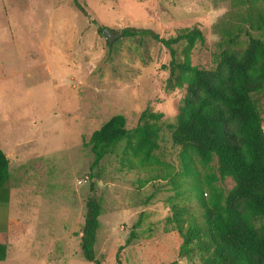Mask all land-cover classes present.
Segmentation results:
<instances>
[{
	"label": "rangeland",
	"instance_id": "374dc122",
	"mask_svg": "<svg viewBox=\"0 0 264 264\" xmlns=\"http://www.w3.org/2000/svg\"><path fill=\"white\" fill-rule=\"evenodd\" d=\"M0 0V145L9 155L11 226L0 264H91L80 254L84 203L100 200L95 253L114 264L132 226L136 237L123 248V264H200L181 256L180 239L166 219L171 205L201 214L189 191L195 177L182 174L179 148L171 142L185 89H164L167 50L148 37H123L126 28L151 30L167 39L184 28L204 38L191 65L211 69L227 36L241 30L264 41V0ZM261 17L260 31L256 26ZM96 22L94 24L93 22ZM121 34L108 45L97 27ZM264 132V91L255 96ZM148 109L162 115L158 165L140 166L124 143L90 168L91 133L115 115L133 128ZM225 192L229 179L216 183ZM92 187V189L90 188ZM205 196V193H204Z\"/></svg>",
	"mask_w": 264,
	"mask_h": 264
},
{
	"label": "trees",
	"instance_id": "16d2710c",
	"mask_svg": "<svg viewBox=\"0 0 264 264\" xmlns=\"http://www.w3.org/2000/svg\"><path fill=\"white\" fill-rule=\"evenodd\" d=\"M72 1L86 15L78 0ZM262 23L258 15L256 26L250 24V28L260 31ZM103 29L99 26L97 32ZM121 34L151 38L167 50L169 61L162 66L168 72L164 89L186 91L174 124L168 125L171 142L179 148L183 175L195 177L197 167L208 171L203 182L195 178L189 186L200 208L199 220L188 218L186 208L176 204L171 205L166 219L181 241V256H196L200 264H264V132L255 100L264 91V41L245 31L247 39L241 48L238 28L224 41L215 67L205 70L190 62L195 45L204 41L196 27L177 30L167 39L144 29L126 28ZM161 118L160 113L145 109L131 129L126 128L124 116L109 118L86 143L93 156L90 168L98 166L120 143H124L123 154L141 167L158 165L154 154L159 147ZM9 179V159L0 150V189ZM227 179L233 185L225 192L216 183ZM101 211L100 200L88 196L79 248L83 260L91 264H102L94 248ZM139 226L140 220L117 247L114 264H123L120 253L136 237ZM6 255V245L0 244V262Z\"/></svg>",
	"mask_w": 264,
	"mask_h": 264
},
{
	"label": "crops",
	"instance_id": "0c3cea01",
	"mask_svg": "<svg viewBox=\"0 0 264 264\" xmlns=\"http://www.w3.org/2000/svg\"><path fill=\"white\" fill-rule=\"evenodd\" d=\"M12 149V148H11ZM3 149L0 145V150L6 155L9 159L10 150ZM10 164V161H9ZM10 187L7 184L5 188L0 189V238L7 239V234L9 232L11 221H9V206H10ZM6 260V259H5ZM3 262V261H2Z\"/></svg>",
	"mask_w": 264,
	"mask_h": 264
},
{
	"label": "water",
	"instance_id": "95a60500",
	"mask_svg": "<svg viewBox=\"0 0 264 264\" xmlns=\"http://www.w3.org/2000/svg\"><path fill=\"white\" fill-rule=\"evenodd\" d=\"M104 40L107 41V44L110 45L112 40L117 39L121 36V34H113L110 29H103L101 33Z\"/></svg>",
	"mask_w": 264,
	"mask_h": 264
}]
</instances>
